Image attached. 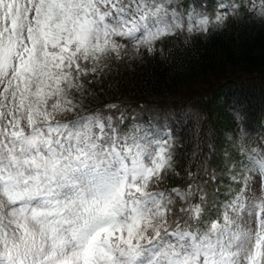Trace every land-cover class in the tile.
Here are the masks:
<instances>
[{"label": "snow or ice", "instance_id": "6c2138e0", "mask_svg": "<svg viewBox=\"0 0 264 264\" xmlns=\"http://www.w3.org/2000/svg\"><path fill=\"white\" fill-rule=\"evenodd\" d=\"M179 6L0 0V264H264V151L247 147L246 132L242 159L209 154L183 184L162 187L182 177L174 138L121 132L85 108L114 63L158 44L167 56L169 36L186 28L187 44L243 5L222 2L214 21L192 7L187 24ZM251 15L264 20V0ZM224 176L231 196L218 203Z\"/></svg>", "mask_w": 264, "mask_h": 264}, {"label": "trees", "instance_id": "16d2710c", "mask_svg": "<svg viewBox=\"0 0 264 264\" xmlns=\"http://www.w3.org/2000/svg\"><path fill=\"white\" fill-rule=\"evenodd\" d=\"M222 2L232 0H179L178 10L185 24L191 6L214 20ZM237 2L243 5L242 15L230 16L223 26L210 27L207 33L193 32L187 44L186 28L165 39L167 56L158 44L154 55L144 51L142 60L134 64L127 59L114 63L104 80L109 86L96 85L99 95L87 102L86 108L111 114L121 132L134 121L165 123L174 138L176 166L183 178L173 176L162 187L183 184L189 165L196 172L197 163L209 154L214 163L223 159L225 150L242 159L234 140L241 120L248 130L246 141L264 151V20L251 15L246 0ZM109 103L116 104V110L103 107ZM149 108L160 110L163 116L152 118ZM200 178L207 179L202 173ZM229 184L227 176L214 182L218 203L230 198ZM209 191L211 195L212 187Z\"/></svg>", "mask_w": 264, "mask_h": 264}, {"label": "rangeland", "instance_id": "374dc122", "mask_svg": "<svg viewBox=\"0 0 264 264\" xmlns=\"http://www.w3.org/2000/svg\"><path fill=\"white\" fill-rule=\"evenodd\" d=\"M246 1H247L248 5H249L250 9H251V5L259 4V2H260V0H246ZM222 11H224V9H222ZM193 22L195 23L196 21H193ZM135 60H142V57H136ZM80 113L83 114V110L82 109L80 110ZM135 126H139V128H141V126L138 125V124L134 125L133 127H135ZM145 131H147L151 135H154L157 138L165 139L167 137V135L165 133H162L161 131L158 132V131H156L154 129H146ZM242 132H245L244 121L240 122V124L236 127L235 134H236L237 141H240V137H241V133ZM258 191H259V185H257V192Z\"/></svg>", "mask_w": 264, "mask_h": 264}]
</instances>
